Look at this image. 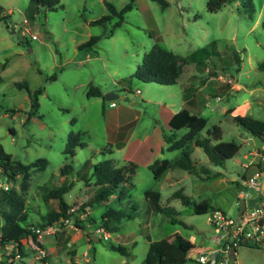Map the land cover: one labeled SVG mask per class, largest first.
<instances>
[{
	"label": "rangeland",
	"instance_id": "rangeland-1",
	"mask_svg": "<svg viewBox=\"0 0 264 264\" xmlns=\"http://www.w3.org/2000/svg\"><path fill=\"white\" fill-rule=\"evenodd\" d=\"M104 1L112 3L117 9L129 2L61 0L54 10L42 6H38L36 10V3L32 0H0V10L5 12H2L3 15L7 13V9L11 10L6 21H0V145L13 160L21 163H30L38 158L48 161L45 170L30 171V188L25 195L29 220L37 223L39 214H44L48 209H57V200L44 202L41 195L46 188L68 183L66 179L59 180V169L66 163L74 168L73 173L68 176L69 181L72 178L77 181L73 180L74 185L64 195V200L72 207L86 201L90 194L86 184L94 180L91 176L93 164L104 158L95 153L96 149L100 150L107 145L115 149L106 139L111 127L106 117L107 106L102 112L100 100L96 97L87 99L85 86L79 85L80 83L90 82L87 85L93 84L107 90L105 93L114 92L120 96L113 99L116 104L129 106L136 102L135 106L143 114L138 122L137 132L141 133L151 126L152 118H158L159 125L166 128L163 118L157 114V106L140 99L145 94L146 87L154 98L160 96L158 90L161 88L158 84L143 83L129 77L136 70L144 53L156 42L185 57V73L195 64L201 68L199 72L203 80L206 76L210 79V85H219L218 88H211L209 85L203 90L202 95H206L209 100L208 107L201 114L207 119L205 129L218 125L222 130L221 140H233L240 145L236 156L225 160L222 165L207 163L214 172L221 173L207 182L215 188L212 191L215 192V198L210 201L212 205L220 207L228 217L234 218L240 199L244 198L248 205H252L264 198L261 190L242 187L240 180V176L247 172V178L252 175L249 170L251 163L256 164L257 161L250 163L252 157L249 152L260 150L262 142L233 122L229 116L232 109L226 113L221 112L222 107H236L249 97L248 92L239 91L238 85L241 84L243 87L245 85L256 89L248 102V115L264 121V72L257 68V62L264 59V0H252L255 7L252 18L240 10L241 6L236 1L225 4L217 12H209L206 8L208 0H166L167 7L151 0H134L131 10L125 13L123 23L111 36H106L105 33L114 21L106 25L90 24L108 13ZM24 20L27 21L30 32L36 36L35 39L28 34L21 35L26 26ZM92 35L100 36L96 45L89 49H79L78 46ZM212 42L213 45L210 44ZM202 48L207 51L202 52ZM236 55L239 56V62ZM53 73L56 74V79L47 80ZM217 74L222 75L225 81L232 79V84L220 81L216 78ZM124 78H128V81L120 83ZM23 81L31 90L40 86L44 88L38 97L39 107L30 118H27V93L25 89L14 85L15 82ZM211 81H220L221 84ZM169 87L175 89V86ZM136 89L140 93L135 95ZM230 89L234 92H229ZM103 101L105 105L110 102ZM10 109L19 111L12 112ZM10 130H14L13 133ZM69 132H78L80 140L87 143L83 148H76L72 158L63 153ZM204 133L205 130L202 134ZM197 150L199 152H196L195 146L191 147L192 157L195 160L199 157L205 160V153L200 148ZM178 154L179 151L175 150L168 156ZM121 159L119 156L111 157L115 164H120ZM260 164L264 165L263 162ZM176 171L184 172L179 168ZM194 175L192 173L190 177L196 181ZM0 182L7 184L1 175ZM18 183L19 178L14 186L18 187ZM187 184V192L190 193L192 183L187 180ZM121 188L125 190L123 201L118 199V189L108 201L93 205L88 208V212L94 217L96 224L100 223L105 204L116 209L122 208L132 217L123 218L119 230L109 232L108 240H104L101 234L96 235L98 239L91 242L92 248L86 255L89 263L84 262L83 258L86 242L80 239L68 246V249L76 250L77 260L64 252L63 264H77L75 261L79 264H146L144 258L149 242L162 237L172 239L175 230L194 244L190 252L203 253L207 248L217 247L212 236L218 234L207 222L208 213L195 214L190 207L173 197L172 193L179 186L170 187L166 180L158 182L147 167L139 166L131 180ZM148 189L159 191L161 204H168L179 211L178 218L187 226L171 224L164 214L152 209L149 211L150 204L144 195ZM240 190L246 196L238 197ZM57 227L53 234L63 238V225ZM74 237L77 239L79 236ZM44 240L49 242L51 238L47 235ZM27 242L31 244L29 238ZM109 244L126 247L128 255L112 251ZM34 254L38 258L37 253ZM7 257L4 249L0 248V262H5ZM38 260L44 262L42 258ZM46 261H50L48 255ZM230 262L264 264V247L238 245ZM181 264L201 263L188 257Z\"/></svg>",
	"mask_w": 264,
	"mask_h": 264
},
{
	"label": "trees",
	"instance_id": "trees-1",
	"mask_svg": "<svg viewBox=\"0 0 264 264\" xmlns=\"http://www.w3.org/2000/svg\"><path fill=\"white\" fill-rule=\"evenodd\" d=\"M36 3V7L42 6L48 10H54L60 5L61 0H32ZM129 2L121 9H117L112 3L104 1L108 13L102 15L100 18L93 20L90 24L106 25L112 23V27L105 33L106 36L113 35L116 28L120 27L125 19V13L132 8L134 0ZM157 2L162 7H167L166 0H151ZM239 2L240 10L247 14L250 18L255 13V7L252 0H208L206 8L209 12H217L225 4L229 2ZM9 14L3 15L0 12V21L4 22ZM264 26V23H263ZM99 35H92L89 39L81 43L79 49H89L94 47L99 41ZM213 45V42L210 43ZM206 52L205 48L201 49ZM238 62L240 61L237 56ZM185 57L174 53L173 51L163 47L158 42L145 52L142 56L141 62L137 65L136 70L130 78H136L143 83H155L162 86H171L176 84L177 79L185 64ZM4 66V65H3ZM257 68L264 72V59L257 62ZM56 74L47 77V80H55ZM124 80V81H123ZM2 78L0 76V82ZM128 78L121 79L119 82L124 83ZM14 85L19 89H25L28 98L27 118L33 116L39 107V95L44 91L43 87H38L31 90L26 82H15ZM87 97H102L104 95L100 88L89 84L86 88ZM231 110V109H230ZM12 112L19 111L18 109H10ZM230 112V111H229ZM229 114V113H228ZM233 122L244 128L253 136L263 140L264 121L255 119L249 115H234L231 116ZM207 119L203 116L191 113L188 109H181L176 112L168 121L169 133L164 136L167 151H179V156L171 161L168 159H156L148 165L153 178H160L170 168H179L194 173L199 178H213L216 174L210 175L209 168L200 166L197 168L195 162L191 157V147L200 148L207 156L209 162L214 165H222L225 160L236 156L240 150V145L235 141H223L222 130L220 126L213 125L211 128L205 129ZM203 130L205 133L202 134ZM13 133L12 130H10ZM87 143L80 140L78 132H69L66 138V146L63 151L65 155L72 158L75 154L76 148H83ZM113 149L110 145L101 148L97 154L104 158L93 164L92 178L94 179V191L88 196V199L78 206L72 207L64 200V194L70 189L69 184H61L42 193V200L55 199L58 202L57 209H48L44 214H39V221L33 223L29 220V208L26 202V193L30 188V171L45 170L48 161L44 158H38L30 163H21L13 160L11 155L7 153L0 145V175L5 178L8 184L7 188H0V217L3 221L0 226V248L5 244L13 243L16 248H19L22 256L28 252L23 241L29 238L31 242L36 241L34 233L35 227L44 228L57 222L63 225L64 220H70L78 229L85 230L86 225L93 223L97 226L103 227L108 233L119 230L120 221L123 218H131L122 208L116 209L105 204V211L100 216V223L96 224V220L88 212V208L95 204L108 201L114 192L118 189V199L124 200L125 190L122 189L124 183H128L137 169V164L128 161L121 166H114L111 161ZM74 171L70 163H66L60 167V176H69ZM201 174H205L204 176ZM218 174V173H217ZM84 178V175H82ZM19 178L18 187L14 186L15 181ZM88 185V184H86ZM145 198L150 203L152 211L164 214L169 218L171 224H179L184 227L187 224L179 219L180 212L173 206L168 204L162 205L160 202V192L157 190L148 189L145 191ZM173 197L180 200L181 204L190 207L195 214H206L216 209L210 200H200L185 195L182 189L173 192ZM264 199V198H260ZM32 209V208H31ZM72 209V210H71ZM89 242L93 241L88 236ZM251 246V245H250ZM108 247L122 255H128L126 247L118 244H109ZM194 248V244L183 237L177 231L174 232L172 239L162 237L149 242L148 249L144 258L146 264H181L187 260V255ZM46 258L44 259V261ZM0 264H9L7 262H0Z\"/></svg>",
	"mask_w": 264,
	"mask_h": 264
},
{
	"label": "crops",
	"instance_id": "crops-1",
	"mask_svg": "<svg viewBox=\"0 0 264 264\" xmlns=\"http://www.w3.org/2000/svg\"><path fill=\"white\" fill-rule=\"evenodd\" d=\"M34 8L37 10L36 6ZM0 12H3V14L5 13L3 9H1ZM10 12L11 10L7 9L6 14H9ZM186 69H187L186 66L183 65L182 71L177 79L176 84L171 85V86H175V89H170L169 86L158 85L161 88L160 91L158 90V94L160 96L154 98V95L150 94L149 91H147L149 88L146 87L145 94L144 95L142 94L140 96V99H143L144 101L157 106V114H159V117L163 118V123L164 125H166V128H163V126L161 127L159 125L158 118H152L153 122L151 126H149L147 129L139 133L137 132L136 129L139 124L138 122L140 121L143 114H141L142 112L140 111L139 107L135 106L136 102L130 103L129 106L121 105L117 103L115 106L110 107L109 103L105 105L103 101L105 100V98L103 99L102 97H96L98 100H100L102 112H104V108L105 106H107L106 117H107L108 125H111V127L109 128V133L106 139L108 143H110L113 147H115L111 157L119 156L122 158L120 164L119 163L115 164L112 162L114 166H121L122 164L128 161H132L136 163L138 167L142 166L148 168V165L151 164L156 159H168L173 161L179 156L178 154L169 157L168 154L171 151L166 150L164 136L167 135L170 131L168 127V121L176 112H178L183 108L188 109L193 114L202 116L201 114L205 111V109L209 105V100L207 99L206 95H202L204 93L203 90L211 84L209 81L210 79L206 78V76L204 77V80L201 78V73L199 72L201 68L196 67L195 64L192 66L190 70H187V73H185ZM207 70L208 69L206 68L205 69L206 73ZM215 77L216 76H213V78ZM216 78H218L220 81L225 82V79L223 78L222 75L217 74ZM220 81H211V82L216 84H221ZM88 83L90 82L87 83L82 82L79 84L85 86V91H84L85 95H86V86ZM222 85H220V87H222ZM238 86H239V91L242 90L244 92H248L249 97L246 100H244L242 103L237 105L236 107L221 108V112L224 113L232 109L231 113L229 114L230 117L235 114L248 115L249 112L248 102L252 97L253 92L256 90V89L247 88L245 85L243 87L241 84H239ZM210 87L218 88L219 85H210ZM221 89L223 90V88ZM100 90L103 93V95L105 92H107V90H102L101 88ZM136 90H135V95L140 93V91L139 93H137ZM228 91L234 92L231 89ZM87 99H89V97H87ZM106 101H111V100H106ZM197 148L198 147H195V150L196 152H199ZM98 150L96 149L95 152L96 154ZM192 156L193 153H191V157ZM192 159L195 162L196 166L202 164L200 166L209 168L210 175L216 174L215 177L217 178L221 174L220 172H214V170L211 167H209V165H207V163L211 164L208 158L202 160L199 157L197 160H195L192 157ZM256 166L259 168L262 167L264 168V165L258 163L253 164L249 169L251 170V174L256 170L255 169ZM183 171L184 172L181 173L176 171V168H170L165 173H163V175L160 178H158L157 181L159 182L160 180H166L168 181L170 187L179 186L178 189H182L185 195H189L197 199L198 201L200 200L211 201V199L215 198L214 197L215 192H212L215 188H213V185L207 184V182L211 181L214 177L201 179L195 174L194 179L196 181H193V179H191L190 177V174L192 173H188L185 170ZM247 173L242 175V177L240 176V179L247 178L248 176ZM201 175L204 176L205 174H201ZM64 179H66L65 181H68V183L66 184L71 185L70 189L67 191L69 192L71 190V187L74 185L73 180L75 181L77 180L75 178H72L73 180L69 181L68 176H61L59 180L63 181ZM187 180H189L190 183H192V188L190 190V193L187 192V187H188ZM126 184L127 183H124L122 186H126ZM87 186H88L87 192L91 194L95 189L94 180L92 183L91 182L88 183ZM237 196L244 197V193L242 192V190L238 192ZM147 203L150 204L148 201ZM219 208L216 207V209ZM151 209L152 208L149 205L148 210L150 211ZM2 223L3 221L0 217V226L2 225ZM93 226H94L93 224H87L85 230H82L74 227L72 223L63 224V230L65 231L63 238L57 237V235L55 234L48 235L51 238V240L49 242H45L44 240V246L47 250L48 257L50 258V261L49 262L47 261V264H52L53 262H55V264H63L64 252H66V254L68 255H71L72 258H75L77 260L78 256L76 254V250L74 248L68 249V246L69 244L73 243V241H77L80 239H82L81 241L86 242L87 247L86 250H84L83 252V258H84V262L89 263V258L86 257V255L88 254L89 249L92 248V245L89 242L88 233L92 230ZM74 236H79V237L76 239ZM23 243L24 245L27 246L28 252L21 261L15 262L13 264H41V263L43 264V262L39 261L37 257H34L35 254L33 253L32 248L29 246L27 240H24ZM75 263L79 264L76 261Z\"/></svg>",
	"mask_w": 264,
	"mask_h": 264
},
{
	"label": "built area",
	"instance_id": "built-area-1",
	"mask_svg": "<svg viewBox=\"0 0 264 264\" xmlns=\"http://www.w3.org/2000/svg\"><path fill=\"white\" fill-rule=\"evenodd\" d=\"M25 28L21 31V35L28 34L32 39L36 36L32 34L27 26V21L24 20ZM232 84V79L225 81ZM139 93V90H136ZM116 103L111 100L109 106L113 107ZM262 147L260 150L249 152L251 155V162L257 161L258 164L264 162V131H263ZM256 163V164H257ZM253 165V163H251ZM256 170L248 178H241L242 187H251L255 190H261V184L264 180V169L256 166ZM0 187L7 188V184L0 182ZM243 192V191H242ZM246 196V195H244ZM72 210V209H71ZM207 222L214 229L218 235H213L212 240L217 243V247L214 249H205V252H190L187 257L194 258L201 264H206L207 261L214 259V264H232L230 261L235 255V248L238 245L246 244L257 247H264V199L253 202L252 205H248L245 200V208L240 215L231 218L228 217L222 210L214 209L208 213ZM71 223L70 220H64L63 224ZM59 223H53L44 228L35 227L34 233L36 235V241L28 243L32 248L33 253H37L38 258L45 259L48 255L44 246V237L51 235L57 230ZM91 232L95 235L101 234L104 240L110 238L109 233L101 226L94 225ZM28 240V238L26 239ZM30 240V239H29ZM31 241V240H30ZM27 248V246L25 245ZM5 254L8 256L6 261L9 264L19 262L23 259L22 253L19 248H16L15 244L8 243L3 247ZM1 248V249H2ZM233 248V257H228L229 250ZM28 249V248H27ZM217 253V254H216ZM216 254V257L213 255ZM43 264H47L45 260Z\"/></svg>",
	"mask_w": 264,
	"mask_h": 264
},
{
	"label": "water",
	"instance_id": "water-1",
	"mask_svg": "<svg viewBox=\"0 0 264 264\" xmlns=\"http://www.w3.org/2000/svg\"><path fill=\"white\" fill-rule=\"evenodd\" d=\"M120 97L119 95L115 94L114 92H108V93H105L104 94V98L105 100H112V99H115V98H118ZM261 193L264 194V180L261 184ZM245 208V199L242 198L239 200L238 202V211H237V214L236 216L240 215V213L243 211V209ZM88 236L90 238H92L93 240H97L98 238L96 237V235L94 234V232H89L88 233ZM217 254V253H216ZM216 254L213 255V257H216ZM228 257L229 258H232L233 257V248H231L228 252ZM214 259L215 258H212L210 261H207L206 264H214Z\"/></svg>",
	"mask_w": 264,
	"mask_h": 264
}]
</instances>
